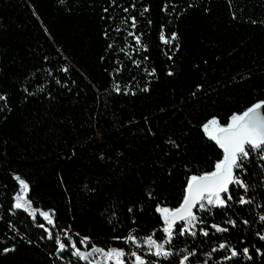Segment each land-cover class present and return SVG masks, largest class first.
Instances as JSON below:
<instances>
[{"label":"trees","instance_id":"16d2710c","mask_svg":"<svg viewBox=\"0 0 264 264\" xmlns=\"http://www.w3.org/2000/svg\"><path fill=\"white\" fill-rule=\"evenodd\" d=\"M130 15L135 29L124 23ZM262 21L264 0H0V93L7 94L8 105L0 110V264H84L67 253L60 260L27 213L9 211L17 174L29 183L34 206L56 210L58 228L70 227L101 246L127 250L111 237L157 228L155 204L177 205L184 165L208 169L217 155L198 131L201 121L264 97ZM161 25L166 37L175 31L178 39L164 44ZM127 31L142 34L147 51H133L137 46ZM153 67L155 76H147L144 69ZM169 137L180 147L166 143ZM258 163L252 166L257 173ZM242 178L257 185L247 193L255 203L232 204L227 216L214 209V221L237 219L223 238L233 245L243 239L240 247L252 254V260L241 256L230 264H264L252 248L264 251V241L254 235L264 226V181L259 175ZM212 231L211 242L180 238L174 247L204 241L191 260L201 264V253L222 236Z\"/></svg>","mask_w":264,"mask_h":264},{"label":"snow or ice","instance_id":"6c2138e0","mask_svg":"<svg viewBox=\"0 0 264 264\" xmlns=\"http://www.w3.org/2000/svg\"><path fill=\"white\" fill-rule=\"evenodd\" d=\"M60 2L63 3V0ZM191 6L189 5V7ZM130 7L134 8L135 4ZM167 8L168 4L166 3L162 10L167 11ZM123 11L127 13L129 9L125 8ZM144 11H148L147 7L144 8ZM173 11H175V6H173ZM124 23L128 24L131 29H135L136 17L134 15L125 17ZM150 23L151 21H149ZM251 23L257 22L253 20ZM163 28L164 26L161 25L159 39L164 44H171L178 39L175 31L170 33V37H166ZM116 31L119 32L120 29L117 28ZM127 35L135 41L137 46L132 49L133 51H147L148 46L141 41L142 34L127 31ZM173 46L176 49L180 47L178 43ZM111 47L112 45L109 44V48ZM165 54L167 55V53ZM129 58L131 59V57ZM168 58L172 57L169 55ZM144 59L148 58L144 57ZM117 63L119 64V61ZM132 63L139 67L141 61L132 59ZM61 70L68 71L66 67ZM120 70V67L115 69L116 72ZM144 71L147 76H155L156 73L154 67L150 71L145 68ZM168 75H172L171 70L168 71ZM202 87V85H196L197 90ZM24 90L27 91V89ZM114 90L117 93L121 91L119 83L114 84ZM124 90L128 91L127 88ZM142 90H148L147 83ZM0 101H4L0 110L8 108L7 94L0 93ZM198 131L217 150L214 161L208 169H202L196 165L189 168L188 165H184L186 175L181 185L180 199L177 205L168 206L162 202L155 204L154 211L158 214L157 228H153L150 233L143 235L138 234L135 229H129L126 235L116 233L111 237L113 241L125 242L128 245L127 250L123 246H108L107 242L101 246L99 242H93L89 235L81 236L79 232L73 233L70 227L58 228L56 210H43L34 206L33 200L27 197L30 190L29 183L18 174L14 176V179L18 182L19 187L14 194V203L9 211L15 209L27 213L35 226L43 230L39 239L52 242L54 254L60 260H64L67 253L77 262H84V264H161L162 261L164 264H191L192 258L198 254V249L202 248L204 241L195 247H185L180 250L174 247V242L180 238H191L195 243L198 237L206 238L211 242L210 230H213L212 235L222 234V236L218 242L213 243L210 251L201 253L206 257L201 264H210V262L211 264H224V262L230 264L241 256L252 260L249 247H240L245 243L243 239L237 245H233L230 238H223V234H228L230 237L229 227L236 228L237 219L229 217L222 223H216L213 210L223 209L227 216V210L232 204L250 205L255 203V198L248 196L247 193L254 191L257 185L248 183L242 177L259 175L260 179L264 181V97L256 98L249 105L242 109L237 108L223 118L218 114L205 117L198 125ZM166 143L176 148L180 147L171 137ZM256 161H259L256 165L260 170L259 173L252 171V166ZM147 197L154 199L151 191L147 192ZM128 211L132 212V208L130 207ZM38 218H42V222ZM259 221L264 225V214L259 215ZM241 222L243 225L251 223L248 219H242ZM132 223L135 224V219L132 220ZM9 227L18 235H22L11 222H9ZM113 231H116L115 228ZM254 235L260 241H264V226L255 231ZM28 243H32V241L28 240ZM14 248V245L4 247L2 252L7 253L13 251ZM252 248L256 255L264 256V251L260 247L252 245ZM219 253L222 254L214 259V254ZM67 264H72V261L69 260Z\"/></svg>","mask_w":264,"mask_h":264},{"label":"rangeland","instance_id":"374dc122","mask_svg":"<svg viewBox=\"0 0 264 264\" xmlns=\"http://www.w3.org/2000/svg\"><path fill=\"white\" fill-rule=\"evenodd\" d=\"M27 197H28V193H27ZM42 219V218H41Z\"/></svg>","mask_w":264,"mask_h":264}]
</instances>
